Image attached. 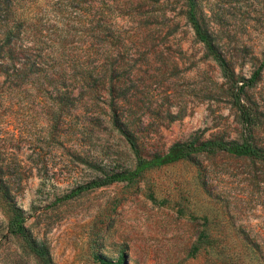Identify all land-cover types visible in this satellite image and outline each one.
<instances>
[{
	"label": "rangeland",
	"instance_id": "obj_1",
	"mask_svg": "<svg viewBox=\"0 0 264 264\" xmlns=\"http://www.w3.org/2000/svg\"><path fill=\"white\" fill-rule=\"evenodd\" d=\"M84 1H38L39 42L69 73L30 85L24 0H0V264H264L258 158L197 153L65 199L134 170L125 135L146 159L241 141L235 85L209 46L234 82L249 78L264 60V0ZM90 36L108 38L94 50ZM87 66L102 82L51 91ZM243 98L264 152V66Z\"/></svg>",
	"mask_w": 264,
	"mask_h": 264
},
{
	"label": "trees",
	"instance_id": "obj_2",
	"mask_svg": "<svg viewBox=\"0 0 264 264\" xmlns=\"http://www.w3.org/2000/svg\"><path fill=\"white\" fill-rule=\"evenodd\" d=\"M39 0H24V16L27 23V37L26 44L24 46L25 53V61L24 65L27 70L26 75L24 76L26 82L30 85H33L34 82L38 81L40 78L44 80V83H48V81L53 77H55L58 73V78H64L66 73L69 71L66 68L61 70L55 69V62L58 61L56 54H53L52 51H48L43 42H39L37 27L39 23L36 20L37 11L36 7ZM76 2H83V0H75ZM87 5L90 4L88 2L98 1L101 4L105 5L109 0H86ZM97 24H101V26L106 27L107 22L101 20L100 16H97ZM31 28V30H30ZM102 29V27H97L96 30ZM104 30V29H102ZM105 31V30H104ZM199 35V34H198ZM91 46L94 47V50H98L101 46H104V43L107 42V36H90ZM112 40H116L115 38H111ZM201 41H205L204 38H201ZM205 45L209 46L208 42H205ZM89 47H87L88 49ZM209 50L213 54L214 59L217 61L219 67L222 70L224 78L228 81L233 82L235 85L233 89L232 105L237 110L239 114L240 123L243 129V138L239 142H225L222 140H207L202 142H184L179 143L171 147L166 153L162 155H153L150 158H143L140 154V151L137 145L127 137V143L129 144L135 159L136 166L133 171L127 174H120L117 176H111L104 180H100L97 182H91L86 184L82 188H78L73 192H70L69 195L66 196L67 199H71L76 195L80 194L83 191L101 188L107 185H110L115 182H124L129 181L135 177H137L143 171L160 167L162 165H166L169 163H173L179 160H184L189 158L193 154L204 153V154H216V153H226L236 157H254L261 160H264V152L259 150L253 142L252 128L254 126V116L252 110L250 108L249 103L243 98L244 89L250 87L258 78L261 68L264 66V60L259 67V69L254 72L249 78L241 79L240 81L234 82L233 76L230 74L227 69L225 61L217 54H215L209 46ZM88 59V56H87ZM54 70H50V69ZM33 69V71H31ZM98 70V67L95 66H87L85 70L80 71L79 75H76L75 83L71 86H65L63 83H58L56 85H52L51 91L54 90L55 93H59L60 95H68V96H82L89 84H98L102 82V72ZM39 75V77H38ZM41 91L43 94H47L49 92L45 91L46 88L44 84H39ZM48 86V84H47ZM67 89V90H66ZM85 90V91H84ZM76 99V98H75ZM75 101H78L76 99ZM20 220H15L13 227L19 228ZM103 264H112L110 262H103Z\"/></svg>",
	"mask_w": 264,
	"mask_h": 264
}]
</instances>
